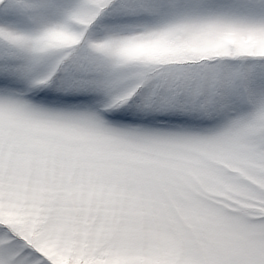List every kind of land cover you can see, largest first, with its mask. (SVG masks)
Masks as SVG:
<instances>
[{"label": "snow or ice", "instance_id": "6c2138e0", "mask_svg": "<svg viewBox=\"0 0 264 264\" xmlns=\"http://www.w3.org/2000/svg\"><path fill=\"white\" fill-rule=\"evenodd\" d=\"M0 264H264V0H0Z\"/></svg>", "mask_w": 264, "mask_h": 264}]
</instances>
